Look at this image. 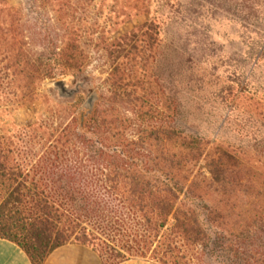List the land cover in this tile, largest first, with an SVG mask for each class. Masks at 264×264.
<instances>
[{
  "label": "trees",
  "instance_id": "trees-1",
  "mask_svg": "<svg viewBox=\"0 0 264 264\" xmlns=\"http://www.w3.org/2000/svg\"><path fill=\"white\" fill-rule=\"evenodd\" d=\"M91 1L47 0L61 27H43L39 19L25 24L21 10L0 0V87L13 92L11 106L0 111V238L18 244L32 264H44L69 243L118 264L128 259L124 251L140 249L172 218V238L159 240L160 248L207 246L209 226L224 216L205 200L214 184L228 183V167L239 161L217 148L206 160L210 176L193 175L200 142L153 122L170 108L166 114L149 104L147 66L139 64L161 44L164 15L103 44L111 65L107 105L84 106L81 97L54 105L46 100V112L27 125L5 117L40 101L45 80L84 71L91 54L81 40L99 24L84 26L89 17L79 16ZM148 8L145 0H126L119 9L128 20ZM120 96L134 106L127 111L135 118L115 107ZM241 254L243 264H264V241L248 237Z\"/></svg>",
  "mask_w": 264,
  "mask_h": 264
},
{
  "label": "rangeland",
  "instance_id": "rangeland-1",
  "mask_svg": "<svg viewBox=\"0 0 264 264\" xmlns=\"http://www.w3.org/2000/svg\"><path fill=\"white\" fill-rule=\"evenodd\" d=\"M7 1L22 11L25 24L39 19L40 26L61 27L47 0ZM145 1L148 10L128 20L119 9L126 0L91 1L88 12L79 16L84 20L89 17L84 26L99 24L81 40V46L91 54L84 71L56 80L66 81V93L56 81L45 80L39 87L40 101L16 108L5 117L9 123L27 125L46 112V100L54 105L81 97L84 106L90 105L91 98L92 103L101 100L107 105L111 65L103 44L164 15L161 44L148 61L139 64L147 66L143 80L149 104L159 112L170 108V117L165 111L168 116H157L153 122L171 125L200 142L193 175L210 176L206 160L217 156V148L236 156L239 163L229 165L225 174L228 183L214 184L205 200L224 216L209 226L212 239L207 246L160 248L159 240L172 238L174 221L170 218L156 238L124 253L128 258L145 257L157 264H243L242 246L248 237L264 241V0ZM12 93L0 87L1 112L6 104L11 106ZM125 101L120 96L115 107L135 118L127 111L134 106ZM199 212L204 219L203 211ZM179 250L182 254L185 251L187 258Z\"/></svg>",
  "mask_w": 264,
  "mask_h": 264
},
{
  "label": "crops",
  "instance_id": "crops-1",
  "mask_svg": "<svg viewBox=\"0 0 264 264\" xmlns=\"http://www.w3.org/2000/svg\"><path fill=\"white\" fill-rule=\"evenodd\" d=\"M0 264H32L28 254L16 243L0 238ZM44 264H104L102 257L89 246L69 243L58 247ZM118 264H157L145 257H131Z\"/></svg>",
  "mask_w": 264,
  "mask_h": 264
},
{
  "label": "water",
  "instance_id": "water-1",
  "mask_svg": "<svg viewBox=\"0 0 264 264\" xmlns=\"http://www.w3.org/2000/svg\"><path fill=\"white\" fill-rule=\"evenodd\" d=\"M55 85L58 86L63 93H66V81L65 80H58L55 82ZM89 104H92V98L89 100Z\"/></svg>",
  "mask_w": 264,
  "mask_h": 264
}]
</instances>
